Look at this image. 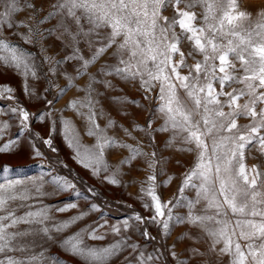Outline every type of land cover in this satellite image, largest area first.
Returning a JSON list of instances; mask_svg holds the SVG:
<instances>
[{"label": "snow or ice", "instance_id": "snow-or-ice-1", "mask_svg": "<svg viewBox=\"0 0 264 264\" xmlns=\"http://www.w3.org/2000/svg\"><path fill=\"white\" fill-rule=\"evenodd\" d=\"M197 8L203 9L200 27L196 26ZM170 9L172 14L166 15ZM258 14L264 18V9ZM251 15L238 10L236 0H50L47 7L36 0H0V64L18 72L23 95L42 105L31 112L16 89L0 85V100L10 102L0 106V116L7 117L0 119V154L22 151L26 141L30 159L40 160L42 167L44 161L49 162L47 174L0 183V264H63L46 255L48 249L38 244V237L44 243H58L81 264H111L125 251L129 255L123 264H212L204 258L213 253L227 257L215 264H264V209H257L258 204L264 205V190H258L264 188L259 183L264 176L256 165L250 175L245 163L246 150L253 143L264 154V19L257 21L258 31L253 32L241 26ZM253 35L261 42L255 43ZM53 38L60 42L56 53L60 58L43 55L41 65L32 52L17 43L39 46V52L45 54L53 47L46 42ZM185 41L187 49L183 48ZM43 64L48 68L41 76L38 68ZM109 77L138 83L147 101L155 90L163 103L148 107L127 97L112 98L113 103H132L148 113L143 126L133 122L131 128L125 127L103 107L97 108L100 97L106 95L101 88L117 90ZM73 88L83 95L69 99L57 110L55 105ZM70 110L81 118L83 134L94 138L91 147L83 148L81 130L65 118L64 112ZM241 118L249 123L238 125ZM100 119H105L104 125ZM157 119L164 123L154 127ZM34 120L46 126L43 134L33 129ZM13 126L19 130L15 138L10 136ZM169 126L179 130L173 140L179 137L189 146L181 150L196 154L178 188L181 194L189 185L196 190L195 199L187 202L186 218L174 215L179 206L175 197L165 202L157 191L175 177L158 182V174L166 175L165 161L157 158L155 151L144 150L155 149L154 134L168 131ZM117 128L134 143L110 134ZM58 129L73 150L72 159L100 185L121 186L119 177L130 174L122 172L123 167L131 169V161L139 160L149 172L140 182L142 196L138 198L148 215L133 212L121 224H109L98 203L101 193L97 187L88 185L82 192L76 177L58 173L57 165L68 167L59 159L60 150L54 144ZM134 132L142 133L147 145ZM205 137L211 139V149ZM42 146L57 154L54 163ZM117 148L128 150L129 155L111 164L107 155ZM2 167L4 172L10 171V166ZM193 178L200 183L193 184ZM60 195L76 199L55 208L44 203ZM145 197H150V202ZM32 200L37 203L12 206L16 201ZM201 201L204 214L196 207ZM25 207L27 211L17 214L18 208ZM209 209L216 215H208ZM227 209L241 215L250 210L253 217H261L258 222L236 221L238 226L248 227L247 231L241 227L239 233L247 242L246 250L234 242L235 233L228 231ZM54 212L72 214L58 218ZM93 215L97 218L86 222ZM217 215L225 219H217ZM174 219L199 228L200 235L194 239L206 249L189 247L178 252L175 244L169 246ZM212 221L221 226L209 227ZM148 225L157 227L156 236L148 231ZM66 232L70 234L61 239ZM108 233L119 238L103 246L90 243L104 241ZM129 233H138L141 239H133ZM153 241L152 251H148L147 245ZM37 247L42 250L36 252Z\"/></svg>", "mask_w": 264, "mask_h": 264}, {"label": "rangeland", "instance_id": "rangeland-1", "mask_svg": "<svg viewBox=\"0 0 264 264\" xmlns=\"http://www.w3.org/2000/svg\"><path fill=\"white\" fill-rule=\"evenodd\" d=\"M37 4L43 3L45 7H47V4L50 2V0H36ZM54 2V0H52ZM236 3L238 5V10L240 11H247L252 13L250 20L245 17L243 21H241V26H247L250 31H258L256 29V23L257 21L264 19L262 18L258 13L260 10L264 9V0H236ZM197 12L198 20L196 22V26L200 27L203 24V19L201 17V12L203 11L202 8H197L195 10ZM166 15H171V9L165 13ZM222 15V13L220 14ZM55 21H53L54 23ZM225 28H228L227 22H225ZM177 31L180 32V30L177 27ZM253 40L255 43H260L261 38L259 36L253 35ZM18 44H20L22 47H24L26 50L33 53L34 56L37 57L36 63L38 65H41V62L43 60V55L48 56H54L57 59L60 58V56H57L56 53L60 50V42L55 40V38L49 40L46 42L47 44L53 45V47H50L45 54H41L39 52V46L31 47L29 45L23 44L22 41H17ZM183 48H188V42L185 41L183 44ZM62 55V53H61ZM198 59H202V57H197ZM231 59V57H230ZM191 62V61H189ZM152 64L149 62V67H151ZM48 65L43 64L41 67L38 68V71L41 76L45 72H47ZM95 71V69H93ZM109 79L113 80V83L116 84V91H113L111 89L105 90L101 88L100 90L102 92L106 91V95L103 97H100L101 104L97 106V108L103 107L106 112H110L111 115L117 120L119 124H123L125 127L131 128L133 122L136 124H139L143 126L145 124V121L147 119L148 113L143 111L142 108L137 107L136 105L132 103H128L125 105H118L116 103H113L112 98L114 97H127L129 101H140L142 105L153 107L158 106L159 104L163 103V101L159 100L157 98V93L155 90L150 94V99L144 100L142 96V92L139 89V84H133L131 82H125L120 80L119 78H113L109 77ZM32 81H29V84H31ZM64 80H60L61 87L64 86ZM80 83H83V81H80ZM3 84H9L17 91V95L19 96L21 102L29 109L31 112H37L38 109L42 107L39 103L32 101L30 102L27 97L23 95L22 86H23V80L22 77L18 72H16L11 67H6L0 64V85ZM42 86V81H41ZM234 87H240V85H234ZM230 90V89H229ZM57 90H54L52 95L56 94ZM181 94L183 93V90H180ZM52 95L49 96V99L52 98ZM82 93H79L76 91L75 88L68 91L67 95H65L62 99H60L59 103L55 105L57 110L63 109L66 105V103L69 101V99L73 97H80L82 96ZM10 102L0 100V106L6 105ZM126 112L127 115H123L122 113ZM158 116H162L163 114L158 113ZM65 118L71 119L73 123L77 126L78 129L81 130V143L83 145V148H89L94 144V138L87 137L83 134V124L81 121V118L74 114L73 111H67L64 112ZM0 119H7L6 116H0ZM99 122L101 125L105 124V119H100ZM163 119H157L154 127H159L161 124H163ZM249 123L247 119H239L238 125H244ZM32 127L36 131H40L42 134L45 131V125L39 123L38 121H33ZM18 128L13 126L10 129V136L15 138L18 133ZM179 130H173L169 126L168 131L165 132H157L154 134V141L156 143L155 149L147 148L145 147V151H155L157 158H162L163 161H165L164 164V170L166 172V175H159L158 174V182H162L164 180L168 179V176L175 177L170 184L167 186L161 185L157 189L158 193L162 196V199L167 202L168 200L172 199L173 197L176 198L178 205L174 208V215L185 217L188 214V207L187 202L189 200L195 199V189L189 185L187 188L184 189V192L181 194L178 192V188L180 187L181 178L183 177L184 173H186L191 167H193V162L196 159V154L191 151L181 149H187L189 146L184 144L179 137H177L175 140H173L174 133L178 132ZM115 134L119 138L124 139L127 143H134L131 139H128L124 136V133L120 131L118 128L115 130ZM261 134H264L262 132ZM134 135L138 138L144 139L143 134L140 132H134ZM206 142L209 144V148L211 149V139L205 137ZM166 141H172V143L168 144ZM148 141L144 139V144L147 145ZM54 144L55 146L60 150L58 153L59 159L64 161L68 167L64 168L63 166L57 165L58 173L62 175H70L71 177H76L78 185L81 188V191L83 192L88 185H95L97 187V190L101 193L98 198V203L102 206L104 216L108 218L109 224H121L122 221L133 214V212H140L143 215L147 216V211L142 208L141 206V200L138 199L142 196V193L140 192V182L144 181L146 177L148 176L149 172L143 170L144 165L140 163L139 160L131 161V169L128 165H125L122 169V172L124 173H130L129 175H123L119 177L122 179V185L121 186H112V185H100L97 183V181L91 179L87 172L82 169L73 159V150L67 147L66 142L63 139L62 132L57 130V133L54 138ZM82 148V150H83ZM22 151L16 152L14 154H0V183H5L8 179H20L25 180L29 177H38L41 173L47 174L49 171V162L44 161L43 167L41 166L42 162L40 160L30 159L28 156V146L27 142H22ZM42 150L46 152L47 155L50 156L51 162H55L57 159L56 153H49L46 148H43ZM128 150L126 149H113L110 150L107 159L111 164H117L120 160H122L124 157L128 156ZM246 165L248 166L249 174L251 175V167L253 165H256L262 174L264 176V154H261L259 151V146L255 143L248 146L246 150ZM4 165L10 166V171L4 172L3 167ZM159 167V165H158ZM47 179H50V177H47ZM193 184L198 185L200 181L196 178H193ZM259 183L264 186V179H261ZM146 187V185H145ZM48 191H51V188H47ZM258 190H264L258 189ZM72 199L75 200L76 198L68 197L66 195H60L57 197H53L51 199H45L44 203L50 204L53 206V208L60 206L63 202H66L67 200ZM150 202V197H145ZM80 202L83 203V198H80ZM119 202V203H117ZM21 203H31L35 205L37 201H27V202H21L16 201L13 203V207H17ZM126 205H130L131 207H127ZM197 210L200 214H204L202 212V209L204 207V202L201 201L199 205L196 206ZM257 209L261 210L264 209V205H257ZM28 209L25 208H18L17 214L22 215L25 211ZM246 215H241L239 213H232L230 209H227V217L228 220V231L234 232L235 235H233L234 242L241 243L242 247L246 250V241L240 237L239 233L241 231V227L245 231L248 230L247 225H241L238 226L236 221H244V220H255L259 221L261 217L256 216L253 217L251 215L250 210H246ZM72 213H55L58 218H65L68 215H71ZM208 215H216L214 209H209L207 212ZM97 217L96 215H93L89 221L95 220ZM217 219H225V217L217 215ZM221 225L216 224L215 221H212L209 223V227H220ZM25 227V226H21ZM148 231L152 233L153 236L157 235V227L154 225H148ZM75 229H73L74 231ZM200 229L192 226L188 223H178L175 219L171 222V234L167 238V244L169 246L175 244L176 250L178 252L183 251L186 248L189 247H197L200 248L201 251H204L206 249V245L203 243H196L195 237L200 235ZM70 234V232H66L64 234H61L60 238L62 239L63 236ZM133 235V239H141L139 237V234H131ZM119 237L114 236L111 233H108L107 238L104 241H97L92 242L97 246H103L107 245L108 243L114 242ZM38 244H43L44 248L48 249L46 255L55 257L63 262V264H81V261L68 254L66 251L62 250L58 243L55 242H48L44 243L42 238H37ZM259 242V241H257ZM151 243H155V241L150 242L147 247L148 251H152ZM222 245H219L220 247ZM42 249L40 247H37L35 249L36 252L41 251ZM129 253L127 251L122 252L120 255L115 257L111 260V264H123L124 257L128 256ZM204 259L210 260L212 264H215V262L218 259H227V257H217L214 253L210 254L209 256H206ZM47 264H52V261H48Z\"/></svg>", "mask_w": 264, "mask_h": 264}]
</instances>
